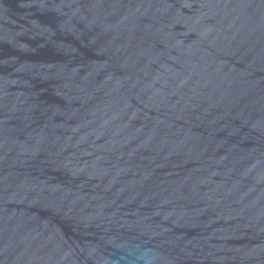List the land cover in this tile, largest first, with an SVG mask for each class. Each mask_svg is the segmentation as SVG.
I'll return each mask as SVG.
<instances>
[{
  "label": "water",
  "instance_id": "obj_1",
  "mask_svg": "<svg viewBox=\"0 0 264 264\" xmlns=\"http://www.w3.org/2000/svg\"><path fill=\"white\" fill-rule=\"evenodd\" d=\"M0 264H264V0H0Z\"/></svg>",
  "mask_w": 264,
  "mask_h": 264
}]
</instances>
